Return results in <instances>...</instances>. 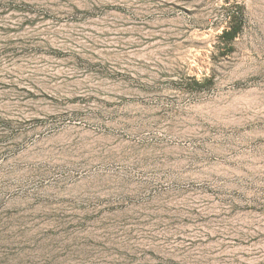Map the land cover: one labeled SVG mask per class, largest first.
<instances>
[{
  "label": "rangeland",
  "instance_id": "rangeland-1",
  "mask_svg": "<svg viewBox=\"0 0 264 264\" xmlns=\"http://www.w3.org/2000/svg\"><path fill=\"white\" fill-rule=\"evenodd\" d=\"M0 264H264V0H0Z\"/></svg>",
  "mask_w": 264,
  "mask_h": 264
},
{
  "label": "trees",
  "instance_id": "trees-1",
  "mask_svg": "<svg viewBox=\"0 0 264 264\" xmlns=\"http://www.w3.org/2000/svg\"><path fill=\"white\" fill-rule=\"evenodd\" d=\"M225 18H226V27L222 30V33L219 36V42L224 48L230 46L233 40L242 31V25L237 21L238 13L236 11L227 13Z\"/></svg>",
  "mask_w": 264,
  "mask_h": 264
},
{
  "label": "bare ground",
  "instance_id": "bare-ground-1",
  "mask_svg": "<svg viewBox=\"0 0 264 264\" xmlns=\"http://www.w3.org/2000/svg\"><path fill=\"white\" fill-rule=\"evenodd\" d=\"M81 129V128H80ZM85 129V128H84ZM82 130V129H81ZM83 131V130H82ZM172 140H173V138H172ZM175 148L176 149H178V150H180L181 149V147H178V146H175ZM171 152V151H170ZM181 155H183V154H181Z\"/></svg>",
  "mask_w": 264,
  "mask_h": 264
}]
</instances>
